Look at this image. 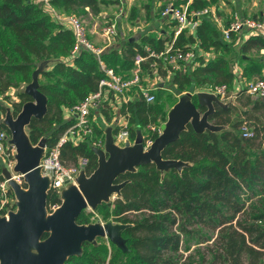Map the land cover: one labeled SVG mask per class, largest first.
<instances>
[{
  "label": "trees",
  "instance_id": "obj_1",
  "mask_svg": "<svg viewBox=\"0 0 264 264\" xmlns=\"http://www.w3.org/2000/svg\"><path fill=\"white\" fill-rule=\"evenodd\" d=\"M211 2L215 0H192L190 7L204 8L211 6ZM100 3L107 2L50 0L54 9L64 14L84 7L97 13ZM175 3L180 2L176 0ZM135 13V8H132L130 20L135 18ZM162 20L170 26L175 24L168 18ZM243 35L231 33L229 40H226L210 16L202 17L194 34L182 31L175 38L174 45L182 49L195 45L210 56L206 59L197 53L190 70L186 74L174 72L169 79V86L176 94H180L203 87L214 79L218 84L225 83L232 89L239 68V76L246 81L254 79V76L263 77L264 54L256 56L251 52L256 49L258 53L264 48V35L250 34L245 40ZM172 37L173 31L159 36L145 34L138 41L130 39L121 48L113 47L104 51L100 58L117 73L128 75L136 53L145 55L146 46L161 51L165 42ZM73 42L70 28L55 19L42 0H0V79L4 80L7 75H19L21 82L29 83L38 64L48 62L38 77L39 90L47 97V112L41 119H32L26 127L33 145L46 137L47 150L75 122L73 116H64V108H70L89 92L96 90L101 77L99 62L93 53L80 49L76 55H71ZM67 57L72 59V64L63 61ZM143 69H146L144 65ZM158 70L167 73L161 66ZM5 86L12 85L5 79ZM241 91L244 92L245 88ZM18 95L21 104L15 105L14 114L30 99L23 91ZM128 95L129 99L121 104L119 110L127 117L129 138L133 140L137 131H141L145 125L156 123L158 115L162 113V106L154 103L160 95H156L152 103L145 102L134 90H130ZM246 95L243 113L247 119L253 118V136H241L240 128L246 122H243L240 114L236 121L231 119V106H218L210 116L212 124L222 127L218 131L196 133L188 125L179 139L162 151L164 159L187 163L180 171L169 169L162 172L152 163L140 165L135 171L125 172L117 178L116 182L125 181V184L113 200L102 202L94 210H83L76 218L78 224L96 221L130 224L122 231L128 252H122L105 238H97L95 243L85 242L81 255L67 258L64 264H102L106 260L107 264H178L179 256L174 255L180 250L179 233L188 237L195 235V232L186 230L185 224H180L181 216L187 215L186 221H193L190 224H205L209 222L206 219H212V216H224L223 209L233 214L240 212L241 198L246 192L250 191L254 196L262 195L264 146L260 147L257 139L261 138L259 135L264 131V99ZM192 101L197 104L195 95ZM1 111L4 108L0 104ZM0 129L8 131L1 120ZM92 129V136L76 144L65 142L61 148V156L65 161H74L76 155L88 157L89 163L85 169L87 175L97 166L91 142L102 134L98 120L97 124L92 122ZM118 129L119 126L114 133ZM261 140H264V136ZM1 170L0 161V179L3 178ZM60 203L57 192L49 189L46 197L48 212ZM131 214L136 217L131 218ZM250 217L249 220L254 222L238 224L239 229L236 230H230V221L225 218L218 220L217 224H206L210 229H219L216 239H226L221 250L212 255L213 260L218 259L221 264L258 263L257 254L264 251V211ZM256 221H262L263 224H257ZM175 224L178 228L173 230ZM199 264H204L203 260Z\"/></svg>",
  "mask_w": 264,
  "mask_h": 264
},
{
  "label": "water",
  "instance_id": "obj_2",
  "mask_svg": "<svg viewBox=\"0 0 264 264\" xmlns=\"http://www.w3.org/2000/svg\"><path fill=\"white\" fill-rule=\"evenodd\" d=\"M46 62H40L31 74V81L23 93L29 100L13 116L6 109L3 124L9 131L10 143L16 148L14 171L21 173L26 187L11 178L9 171L2 168L1 175L16 197V210L7 217H0V264H64L71 256H80L85 242L95 243L105 238L122 252H128L122 231L130 224L93 222L78 224L76 218L83 210H94L102 202L120 190L125 181L116 182L125 172H133L140 165L152 163L156 169L180 171L186 162L162 158V151L177 141L180 134L190 125L194 132L218 131L222 127L210 123L209 118L216 107H226L212 94L187 91L170 108L166 121L161 124L159 134L145 150L143 135L137 131L133 143L126 142L119 147L113 142L112 130L104 135V147H93L97 166L86 175L80 171L77 185H69L61 192V203L51 212L46 207L49 179L40 173L38 167L46 148V137L37 144L30 142L26 127L32 119H41L47 112V97L39 90L38 77ZM202 110V112H201ZM46 234V237H43Z\"/></svg>",
  "mask_w": 264,
  "mask_h": 264
},
{
  "label": "built area",
  "instance_id": "obj_3",
  "mask_svg": "<svg viewBox=\"0 0 264 264\" xmlns=\"http://www.w3.org/2000/svg\"><path fill=\"white\" fill-rule=\"evenodd\" d=\"M42 1L52 15L55 16L56 19L61 20L72 31L74 42L71 55H76L80 49L90 51L98 59L101 71V77L98 81L97 89L89 92L83 99L69 108L68 113L74 117V124L69 126L63 132L55 145L48 150L45 148L38 163L41 175L47 176L49 179V189L55 190L61 200V192L63 189L71 184L77 185V177L79 176L80 171L84 170L87 175L85 169L89 163L88 157L76 155L74 161L66 164L61 156V148L63 144L68 141L72 144H76L77 142L92 136V122L94 121L95 116H97V113L101 111L105 104L119 103L121 105L122 103L127 102L130 97L128 95L130 90H134L135 93L141 96L145 102H154L156 98L155 92L160 89L161 86H159V82L153 86L147 85L145 77L153 76L154 70H158L159 66L165 68L166 71L169 70L173 73L180 72L181 74H186L194 65V59L197 53L203 56L207 53L202 50H199L198 52L195 45H192V47L187 49L177 47L174 45L175 38L182 31H185L188 34H194L202 17L210 16V18L213 17L215 19L216 15L214 10L210 7L191 8L190 3L192 0H185L183 3L179 4H176L175 0L166 2L160 11V17L168 18L175 23L172 39L165 42L164 48L161 51H156L146 46L145 55L136 53L132 59V69L129 71L128 75H122L117 73L112 67L107 66L104 61L101 60L100 55L103 53V50L89 38L87 25L81 16L70 15L62 17L56 13L54 7L50 4V0ZM215 21L217 20L215 19ZM221 29L223 38L226 40H229L231 33L264 35V21L256 20L254 18H242L237 14H234L229 24ZM115 32V25L106 21L101 27L100 35L103 39L109 42L112 36L115 35ZM261 51L264 54V49ZM147 60L150 67L147 72H144L143 65ZM183 92L179 94V97L187 91ZM189 92L192 95H196L198 92L212 94L222 105H225V101L234 96V93L225 83L211 86L205 85ZM245 92L256 98L264 99V76L248 81L245 84ZM158 128L160 133V126H158ZM150 129L152 131L155 130L154 126H150ZM240 133L241 136L245 138L253 136V131L246 123L242 124ZM156 136L158 135L156 134ZM9 140V131L0 129V161L2 162V168H6L9 171L11 178L25 188L26 185L23 175L14 171V166L16 164V148ZM152 140H154L153 137L149 139L150 143L153 142ZM113 142L119 147H124L126 142L131 143L126 117H124V123L120 124L119 129L113 133ZM91 143L93 147L103 149L104 138L102 140L93 139ZM56 207L57 206H53L52 211ZM15 210L16 197L8 185V180L3 177L0 179V217H7L10 211ZM102 264H107V260Z\"/></svg>",
  "mask_w": 264,
  "mask_h": 264
},
{
  "label": "rangeland",
  "instance_id": "obj_4",
  "mask_svg": "<svg viewBox=\"0 0 264 264\" xmlns=\"http://www.w3.org/2000/svg\"><path fill=\"white\" fill-rule=\"evenodd\" d=\"M121 2L117 1L118 3H114V1H110V3L103 5L102 7H98V12L101 15L97 19V27H102L106 21L113 22L115 24V35L112 37L114 40H112V44L108 45V49L115 46H119L120 48L125 45V42L130 39H140L141 36L147 35V34H153L157 35L160 31V25L162 23L159 22V16L158 12L160 11V6L157 4V1L154 2V0H130L129 3L126 2V0H120ZM150 4L149 7H147V4ZM156 4V6H155ZM134 5L132 8H135V18L133 20H130L128 17L131 15V10L129 11V7ZM211 6H208L212 8L215 12V15L218 17V13L222 14V18L224 17V22L227 24L231 21V18L234 14H237L239 17L242 18H254L256 20H264V0H215L214 3L211 2ZM156 7V10H155ZM123 9L125 10L124 13ZM156 11V16H155ZM57 13L63 15L60 11L57 10ZM81 16L84 22L87 25V28L89 30L93 29V24L95 17H91L90 15L86 14L83 9H77L71 13L66 14L65 16ZM211 19L214 21V18L211 17ZM96 20V19H95ZM216 23V21H214ZM217 24V23H216ZM163 25V24H162ZM166 30H169V28H165ZM170 33V32H169ZM167 33V35L169 34ZM95 37L99 38L97 35ZM242 39H239L241 41ZM97 45L104 46L105 44L102 42V39H98ZM198 49V48H197ZM199 52V49H198ZM252 54L256 56H262L261 52H256V49L252 50ZM233 56V54H231ZM208 58V57H207ZM145 71L149 69L150 65L148 63V60L144 64ZM237 73L239 70H236ZM172 71H167L166 74L163 72H159L157 69L154 70L153 76L145 77L147 85L153 86L155 84L162 83V87L158 90H156V95H160L159 100H157L154 103H157V105L162 106V113L158 115L156 119V123H150L143 127L141 130V133L143 135V146L146 150L150 146V141L153 136L156 134L159 135L158 126H161L166 119L167 114L170 108L172 107V103L175 101V99L178 98V94L175 93L174 89L169 86V81L164 79H170L172 76ZM262 74V73H261ZM261 76H257L259 78ZM237 81L236 86L232 89H230L234 96L233 98H230L226 100L224 106H231V112L229 115L231 116V119L236 121L237 115L240 114V118H243V122H246L248 127L254 131V123L253 118L247 119L245 117V114L243 111L245 110L244 103L247 100V93L244 91H241V89L245 88V84L248 82L244 79H242L239 75H236ZM256 77L254 76V79ZM256 78V79H257ZM5 79L7 82H9L12 86L6 87L5 86ZM251 80H254L253 78H250ZM249 80V79H248ZM249 80V81H251ZM28 83L21 82L19 75H7L0 79V104L3 106L4 111L0 112V120L2 121L6 109H9L13 116H16L17 114H14V111L16 109L15 105L21 104V100L19 98V93L24 91L25 86ZM166 84V85H165ZM218 84L214 79L210 82H206L205 85L211 86ZM165 85V86H164ZM170 87V90L167 88ZM184 93V92H183ZM183 95V94H182ZM175 98V99H174ZM112 105V108H105L103 109V112H101V115L98 116V126L102 129V134H99L96 136L94 140L101 139L105 135V131L107 129L115 130L116 125L124 123V115L122 112H120L119 103H110ZM23 105V104H22ZM22 105L20 107V110L22 108ZM234 108V109H233ZM102 111V110H101ZM202 112V110H201ZM69 114V113H68ZM65 118V117H64ZM127 118V117H126ZM240 120V119H239ZM210 121V120H209ZM210 123H213L210 121ZM264 123V121H263ZM150 126H154L155 130L152 131L150 129ZM151 130V131H150ZM161 131V130H160ZM113 133V131H112ZM261 138L264 136V131L261 132L259 135ZM260 137L257 139V143H260V147L264 146V140H261ZM134 139L131 140V143H133ZM153 141V140H152ZM97 159V157H96ZM97 161V160H96ZM66 164H69L71 161L66 160ZM116 194L114 193L110 200H113L115 198ZM242 210L238 213L233 214L231 211H228L226 209H223L225 212L224 216L216 217L212 216V219H206L209 222H212L213 224H217L219 222L218 220L224 219L230 221L228 224V227H231L230 230H236L239 229L238 224H246L247 222H254L253 220H249L251 218L250 216L258 215L264 211V193L262 195H256L254 196L250 191L246 192L242 195ZM91 210V209H87ZM184 216V215H183ZM187 216V215H186ZM186 216H184L180 219V224H185L187 231H193L195 232L194 236L188 237V235L184 236V233L180 234L181 242H180V250L174 255L179 256L178 264H199L202 260L204 264H221L218 259L213 260L212 255L215 254V252H219L223 246V243L225 242V238L220 239L219 237L216 239V236L218 235L219 229H210L205 224H190L193 221H186ZM131 218L136 217L135 214L130 215ZM231 218V219H230ZM212 220V221H211ZM214 221V222H213ZM103 223L102 221H99ZM257 224H263L262 221H256ZM227 227V228H228ZM178 228V225L175 224L172 229L175 230ZM175 232V231H173ZM221 232H224L221 230ZM210 239V240H206ZM201 241V242H199ZM199 242V243H198ZM189 246V249L187 248ZM188 249V250H187ZM257 264H264V251H260V254H257ZM245 264H247L245 262Z\"/></svg>",
  "mask_w": 264,
  "mask_h": 264
},
{
  "label": "crops",
  "instance_id": "obj_5",
  "mask_svg": "<svg viewBox=\"0 0 264 264\" xmlns=\"http://www.w3.org/2000/svg\"><path fill=\"white\" fill-rule=\"evenodd\" d=\"M110 1H112V0H106V2L107 3H105V4H108V3H110ZM114 1V3H118L117 1H119V0H113ZM129 1L130 0H126V2H128L129 3ZM157 1V4L161 7L162 5L164 6V4L166 3V2H168V1H170V0H162V1H165L164 3L162 2V1H159V0H154V2H156ZM176 1V0H175ZM177 1H179L180 3H183L185 0H177ZM120 2V1H119ZM104 3H100L99 4V6L98 7H102L103 5H105ZM134 5H132V6H130L129 7V11L132 9V7H133ZM150 6V4L148 3L147 4V7H149ZM155 6H156V4H155ZM83 9V11H85L86 12V14H88V15H90L91 17H95V19H94V24H93V29L92 30H89L88 29V31H89V38L97 45V41L96 40H98L99 38L100 39H102V42L105 44L104 46H100L101 48H102V50H103V52L104 51H107L106 49H108V45H111L113 42H112V40H114V38L112 37L111 39H110V43L109 42H107L105 39H103L102 37H101V35H100V30H101V27L100 28H98V27H96V24L98 23L97 22V19L99 18V16L101 15L100 13H93L90 9H89V7H84V8H82ZM160 9V8H159ZM155 10H156V7H155ZM56 11V10H55ZM125 12V10L123 9V12L122 13H124ZM56 13H57V11H56ZM131 13V12H130ZM58 15H60V16H62V17H65V15L66 14H64L63 13V15H61V14H59V13H57ZM99 15V16H98ZM218 15H220V16H216V20L218 21H216V23H217V26L219 27V29L221 30V32H222V29L221 28H223V27H225V26H227V23L226 22H224V17L222 18V14H220V13H218ZM155 16H156V11H155ZM158 16L160 17V14H159V12H158ZM55 17V16H54ZM129 19H130V17H128ZM55 19H56V17H55ZM215 19H214V21H215ZM58 21H60V22H62L61 20H59V19H57ZM264 21V20H263ZM108 22H110V21H108ZM159 22L160 23H162L161 25H160V31H159V34H157V36H159L160 34H163V35H167V33H169V34H171V32L174 30V26L172 25V26H170V25H168V24H166V23H164V21L162 20V18L160 17L159 18ZM63 23V22H62ZM110 23H113V22H110ZM64 24V23H63ZM114 24V23H113ZM229 24V23H228ZM65 25V24H64ZM98 25V24H97ZM115 25V24H114ZM165 28H169V30H166ZM95 35H97L99 38H97V37H95ZM147 35H153V34H147ZM244 37H243V40H245V38H246V36H247V34H244L243 35ZM142 37V36H141ZM136 41H138V39H136ZM112 42V43H111ZM97 46H99V45H97ZM116 48H120L119 46H115ZM264 49V48H263ZM262 50V49H261ZM260 50V52L261 53H263L262 51ZM210 55L209 54H206V55H204V57L207 59V57H209ZM63 61H65V62H67V63H70V64H72V59L70 58V57H67V58H64L63 59ZM48 63V62H47ZM47 63H45V65H44V68H45V66L47 65ZM39 65V64H38ZM50 68V67H49ZM161 70V69H160ZM263 72H264V70H263ZM165 74V73H164ZM237 75H240V68H239V72L237 73ZM256 79V78H255ZM164 80H167V81H169V79H164ZM166 85V84H165ZM164 85V86H165ZM159 86H161V88H163L162 86V83H159ZM236 86V83L233 85V87L232 88H234ZM168 90H170V87L169 88H167ZM170 91H172V89L170 90ZM181 94V93H180ZM178 98H179V94H178ZM178 98H177V100H178ZM177 102V101H176ZM110 104V103H109ZM109 104H105L104 105V107L101 109L102 111H99L98 113H97V116H95V119H94V121H93V123L94 122H96V124H97V120H98V115H101V112H103V109H105V108H112V105H109ZM121 106V105H120ZM120 106H119V108H120ZM68 110H69V108L67 109V108H64V116L65 117H68L69 116V114H68ZM119 110V109H118ZM123 117H125V116H123ZM120 124H118L117 123V127L119 126ZM116 127V128H117ZM113 131V133H114V130H112Z\"/></svg>",
  "mask_w": 264,
  "mask_h": 264
}]
</instances>
